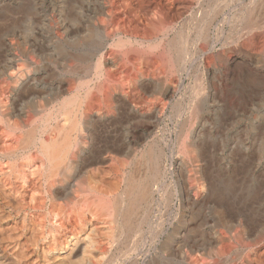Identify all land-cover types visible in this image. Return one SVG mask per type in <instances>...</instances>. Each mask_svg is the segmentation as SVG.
Returning a JSON list of instances; mask_svg holds the SVG:
<instances>
[{
    "label": "bare ground",
    "instance_id": "obj_1",
    "mask_svg": "<svg viewBox=\"0 0 264 264\" xmlns=\"http://www.w3.org/2000/svg\"><path fill=\"white\" fill-rule=\"evenodd\" d=\"M95 1L97 0H93ZM67 2H59V29L64 40L66 37L68 40L71 34L66 23L72 22L69 19L72 17L67 16ZM98 3V27L93 32L97 37L95 49L102 53L98 52L100 54L93 63L94 74L91 79L81 82L79 87H70L64 91L57 87L50 102L45 106L40 105V110L35 113L40 116V111L45 112L43 116H36L40 120L38 124L35 123L36 118L25 112L27 119L22 120L23 102L20 101V96L35 90L25 87L24 84H36L37 78L26 74L24 78L23 74L17 76L11 71L5 79L9 82L3 84L2 78L3 82L0 83V264L128 262L129 258H136L134 255L142 252L144 247L160 242L156 238L163 219L159 216V221L155 223L153 215L155 211L160 212V209L165 211L166 215L167 208L171 207L175 200L179 201L176 208L178 223L169 231L161 230L160 235L165 236L168 245L175 238L174 244H171L176 248L187 245L191 254L205 250L204 243L194 235L200 229L197 227L202 201L210 202L207 198L213 200L221 191L222 186L219 183L222 181H217V174L214 175L212 166L210 168L207 162H204L191 170L186 168L189 170L186 176L191 179V184H188L187 177L183 174L178 182L168 183L160 173L161 155L150 145L143 147L140 154L133 156L129 163L114 158L117 161L114 170L106 169L103 167L104 162L108 157L112 162L115 156L111 154L119 147L113 142L110 145L106 142L99 145L102 140L96 135L101 130L98 131L99 123L95 124L103 115L102 103L107 106V112L112 109L108 101L116 90L114 86H118L117 89L120 90L124 74L117 75L119 79H115V82L110 76L115 68L120 72L127 70L129 82H138L144 77H150L155 85H159L161 79L180 76L184 70L189 73L194 60L206 59L211 67L206 75L209 81H214L220 76V67L214 62L212 51L216 44H220L222 50H227L235 39L239 40L241 47L246 51H253L255 56L264 58V0H98ZM153 56L159 58L157 66L151 62ZM139 61L144 64L143 69H134L135 63ZM127 66H130L131 70ZM10 67L13 68L11 64ZM199 78L194 76L189 85L191 99L186 108L188 107L190 118L194 117L198 121L196 117L200 116L204 122V103L209 99L213 100L209 98L213 96L207 91V86L201 85ZM169 84L171 86V82ZM82 89L85 91L81 92ZM168 89L167 86L164 90V98L170 94ZM65 93L68 94L67 97H64ZM121 100L124 103V99ZM47 106H50L49 110L45 109ZM217 117L215 115L212 118L214 123L217 122ZM231 117L225 115L229 124ZM121 119L122 117H119L118 121ZM193 131L197 136L200 130L196 128L191 130L192 133ZM185 140L181 142L180 154L184 152L186 156L191 155V158L199 154L200 150L204 151V148L196 143V138L188 144L189 140L186 143ZM126 165L129 170L123 173ZM78 178L83 181L76 184L75 180ZM212 204L214 211L221 215L220 228L224 232L215 233L211 241L209 240L211 248L214 242L227 244L231 240L228 236L235 231L233 223L238 219L236 216H226L227 208L216 199ZM239 220L241 223H237L240 227L250 223L248 219ZM245 226L243 231L250 232ZM226 240L228 241L225 242ZM163 245L157 246L161 254L166 252ZM247 255V264H264V246L258 250H250ZM195 259L189 264H202Z\"/></svg>",
    "mask_w": 264,
    "mask_h": 264
},
{
    "label": "rangeland",
    "instance_id": "obj_2",
    "mask_svg": "<svg viewBox=\"0 0 264 264\" xmlns=\"http://www.w3.org/2000/svg\"><path fill=\"white\" fill-rule=\"evenodd\" d=\"M66 1H68L67 16L70 15L72 17L69 18L72 20V22L69 23L70 25L66 23L71 33L68 40L66 37L67 41L61 37L59 29L58 15L60 0H0V75H3V77L0 76V83L3 82V79V84L9 82L5 79L12 73L11 71L17 76L23 74L22 76H24V78H26V75L29 77L35 76L38 80L36 84L34 83L33 85H29L28 83V85L26 83L24 84L25 87L28 86L35 89L28 95L25 94L24 96H20V101L23 102L21 107L23 108L24 117L22 120L24 121L27 119L26 114H29L30 117L32 116L33 118L39 116L35 115V113L40 110V105L45 106L50 102L51 95L54 90L56 91L57 87L60 91H64L70 87H79L81 82L83 83L86 79H91L94 74L93 67H95L93 63L96 62L99 54L102 53V51H97V48L95 49L97 37L96 33L93 32L94 29L98 27V0L95 2H93V0H65V2ZM72 2H74V4ZM75 11L77 13H75ZM67 13L65 12V14ZM94 17H96V19ZM85 27L87 30L84 29ZM80 39L82 40L80 41ZM110 42L111 41H109V43ZM212 56L213 60H215L214 62L217 63L216 65L220 67V76L214 81H209L206 75L208 68H211L206 62V59L194 60L192 62V69L189 73H186L184 70V73L181 72L180 76L175 75L167 80L161 79L159 85H155L153 79H150V77L140 79L138 81L139 83L129 82L127 80V70L122 71L124 73L116 71L117 68L111 71V79L115 82V79L118 80L119 76L122 74H124V76L121 78L122 83L120 90L118 91V86H114L116 90L114 89L115 91L111 94V99L108 101L112 109L107 112V106H105L104 103L101 104L103 105V115L101 118H98L99 121L95 124L97 125L99 123L97 125L98 131H101L98 132L99 134L97 133L96 136H99L102 140L99 141V145H104L105 142L110 145L113 142L114 145H118L120 150L116 148L119 151L116 150V152L111 154V156H115L112 162L109 160L110 157H108L103 167L106 169H113L117 162V158V160L129 163L132 161L131 159L133 156L140 154V150H142L143 147L151 145L156 152H158V155H161L159 161L162 172L160 173L162 178L168 183H170L169 181L178 182L179 178L186 176L189 170L204 162H207L210 168L212 166L211 170H213L214 175L217 174V177L215 176L217 181L223 182L219 183V185L222 186L220 187L221 191L218 192L216 196L213 195V200L212 198H207L211 203L207 202V200H203V206L200 208V221L197 227V229L200 228V231L198 230L194 236L197 240L204 243L205 250L191 254L187 245L183 244L180 248H176V246L173 245L176 240L175 238V240L172 239L173 241L171 243L173 244L169 242L170 245H168V241L164 238L165 236L160 235L161 230L169 231L178 223L176 208L179 205V201L175 200L172 206L167 208L166 215L164 214L165 211L162 209H160L161 213L155 211L156 214L154 213L153 215L155 223L159 221L160 217L164 220H162L158 238H156L158 239L157 241L160 242L154 246L148 245L146 248L144 247L142 252L139 251L138 255H134V257L137 256L138 258L136 257L132 260L129 258L128 262L123 261L118 264H189L195 257V260L202 262V264H247L249 261L247 255L249 251L258 250L264 246V58L262 56H255L253 51H246V49L241 47L238 39H235L225 51L222 50L220 44H216L212 51ZM151 60L156 66L159 64L158 57L153 56ZM10 64L13 68L10 67ZM143 67L144 64L141 61L134 65V69L138 68L141 70ZM127 68L131 70L130 66H127ZM91 69L92 71H89ZM1 70L3 72H1ZM7 72L10 73L7 74ZM193 74H195L194 76L196 77H200L201 85L207 86V91L213 96H209V98L213 100L209 99L204 103V109H202L204 122L201 120L202 117L200 116L199 118L196 117L198 121L194 119V117L190 118L188 107L186 108L187 103H189L191 99L189 85L194 77ZM116 76L118 78H116ZM15 78L16 76L14 79ZM103 79L104 77H102L101 80ZM170 82L171 86L169 84ZM206 83L209 84L207 85ZM125 85L128 89L125 88ZM167 86L170 94L166 96L167 98H164L163 93ZM80 91L83 92L85 90L82 89ZM65 94L64 97H67L68 94ZM113 95L114 97H112ZM121 98L124 99V103ZM114 105L117 107L115 108ZM46 108L49 110L50 106L45 107V109ZM224 113L227 116H232V120L229 118L231 124L227 122L225 115H222ZM38 114L43 116L45 112L40 111ZM124 114L127 118L123 116ZM215 115L216 117L220 115L217 117V124L214 123L212 119ZM39 117L38 119L36 118V124L40 121ZM113 117L117 121L113 120ZM117 117H122V119L118 121ZM118 124H120L121 127ZM228 124L231 125L232 128ZM196 128L200 130L197 136L194 131L193 133L191 132L192 129L194 130ZM223 128H225V130H223ZM102 136L104 138H102ZM194 137L196 138V143L204 148L205 157L204 151L202 152L201 150H198L200 153L196 154V156H192V159L190 158L191 155L186 156L183 154L184 152L180 154L181 149L179 148H181L183 140L187 138L184 142L186 143L189 140L187 142L188 144L195 141ZM105 139L107 141H105ZM124 142L126 143L125 145ZM159 152H161V154ZM187 159L189 161L191 160V162H187ZM187 164L188 166H186ZM189 164L191 168H189ZM186 168L189 170H186ZM123 170V173L128 172V165H126ZM186 177L188 178V176ZM187 178L186 181L188 184H191V179ZM81 181H83L81 178L75 180L76 184ZM236 182H239V185L236 184ZM83 183L86 184L85 182ZM233 185L238 188H235ZM215 199L225 209L227 208L226 216H236L238 218L237 222L240 223V218L241 220L248 219L250 221L246 226L242 224L246 229H250V232L247 230L243 231L245 230L243 229L244 226L240 227L238 223L234 221L235 224L237 223L236 225L233 223V230L235 231L228 236L231 240L225 241H228L230 246L228 242L227 244H224V242L218 244L214 242L211 248L210 239L215 233L219 231L224 232V230L220 228L222 224L221 215L213 209L212 201H215ZM217 225L219 226V230H217ZM164 243L165 245H163ZM161 244L165 246V254H161L157 248V246ZM208 245H210V247ZM220 249H224V251ZM218 253L222 256L220 257ZM135 259L137 260L133 261Z\"/></svg>",
    "mask_w": 264,
    "mask_h": 264
}]
</instances>
